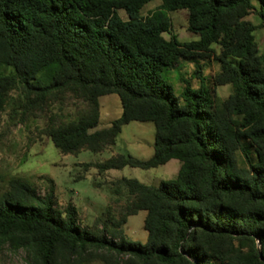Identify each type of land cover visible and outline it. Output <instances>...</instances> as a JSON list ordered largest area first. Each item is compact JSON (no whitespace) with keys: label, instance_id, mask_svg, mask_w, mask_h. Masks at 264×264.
<instances>
[{"label":"trees","instance_id":"obj_1","mask_svg":"<svg viewBox=\"0 0 264 264\" xmlns=\"http://www.w3.org/2000/svg\"><path fill=\"white\" fill-rule=\"evenodd\" d=\"M152 1L0 0V110L17 86L35 96L30 104L38 110L68 93L86 110L77 121L47 131L61 154L101 153L116 144L124 126L151 122L156 136L150 160L117 155L83 167L103 174L181 163L176 179L158 187L126 178L111 183L126 203L118 207L119 220L107 223L110 238L106 231L82 229L73 205L60 212L54 184L42 197L14 180L0 198V249L8 244L26 250L40 264H53L57 257L69 262L88 250L130 257L126 264H264V56L248 20L255 5L160 0L156 11L142 17ZM258 1L264 8V0ZM178 11L188 13V30L197 41L165 39L172 31L169 14ZM214 45L221 50L215 85L231 86L229 99L213 104L203 80L197 90L187 84L177 97L163 72L182 60L207 58ZM2 52L10 56L14 75L3 74ZM109 95L119 97L122 116L96 130L99 99ZM238 151L249 169L238 168ZM140 212H146L145 245L120 233Z\"/></svg>","mask_w":264,"mask_h":264},{"label":"rangeland","instance_id":"obj_2","mask_svg":"<svg viewBox=\"0 0 264 264\" xmlns=\"http://www.w3.org/2000/svg\"><path fill=\"white\" fill-rule=\"evenodd\" d=\"M252 1L256 10L248 20L256 27L254 36L258 53L264 56V8L258 0ZM161 5L160 0L150 2L142 9L141 16L147 17ZM119 13L123 20H128L124 11ZM169 16L172 31L171 34H164L165 39L174 36L180 43H191L199 39L188 30L186 11L171 13ZM220 53V47L214 45L207 58L182 60L175 68L163 72V80L173 86L177 97L181 96L187 84L197 90L203 80L212 103L220 106L233 93L229 85H215V78L221 72V66L216 60ZM1 63L3 74L14 75L8 54L2 52ZM110 97L114 99L109 106L111 118L118 119L122 114L121 104L117 96ZM31 99H35V96H27L22 87L17 86L9 93L0 110V198L10 191L14 180L28 184L42 197L50 192L54 184L56 207L60 212L73 205L77 209L78 224L82 229L101 234L106 231L105 234L110 238L112 234L107 231V223L119 220L118 207L126 203L125 195L117 196L114 193L111 186L114 180L111 179L129 178L144 182L145 185L157 186L164 178L165 181L175 178L170 175L165 177L162 169L126 168L110 172L106 179L97 176L95 170L79 167V164L106 160L111 155L109 152L100 155L83 152L78 157L63 155L55 148L47 131L51 126L77 121L86 110V104L67 93L57 99L50 98L47 106L38 110L31 106ZM102 112H105V108H102ZM233 119L239 122L242 116H234ZM122 131L116 149L124 154L137 142L148 145L155 140L156 130L151 122H134ZM236 160L239 169H249L248 160L241 151L236 152ZM145 218L146 212L129 218L120 230L122 237L130 243L145 245L148 238L144 229ZM130 260V257L118 256L105 250H88L82 257H74L69 262L63 257H57L53 264H126ZM0 264H40V261L30 252L7 244L0 249Z\"/></svg>","mask_w":264,"mask_h":264},{"label":"crops","instance_id":"obj_3","mask_svg":"<svg viewBox=\"0 0 264 264\" xmlns=\"http://www.w3.org/2000/svg\"><path fill=\"white\" fill-rule=\"evenodd\" d=\"M110 96H116V95L104 96V97H101L99 99V104H100V121H99V126H98V128L96 130H105V129L110 128L111 125H112V123L114 121L120 119L121 116H122V114H121L120 118H118V119L117 118H111V111L109 110V106H110L111 100L114 101V99H111ZM118 99H119V97H118ZM119 102H120V99H119ZM120 104H121V102H120ZM102 108H105V112H102ZM121 109H122V105H121ZM122 113H123V110H122ZM130 124H132V123H130ZM130 124H128V125H126L124 127H127ZM123 128H122V130H123ZM122 132L123 131H121L119 137L122 135ZM155 136H156V134H155ZM119 137H118V139H119ZM118 139H117L116 144L114 146L106 149L105 151H103L101 153L95 154V155H100V154H102L104 152H109L111 156L108 159H106V160H109L110 158H112L114 156H117V155H126V156L128 155V156H131V157H133V158H135L137 160H140V161H148V160H150L154 156V153H155V149H154L155 140H154V143H149L148 145H146L144 143L137 142V143L134 144V146H133L132 149L130 148V150H126V152H125L126 154H124V153L119 152V150L116 149V145H117ZM83 152H90V151H82L80 154H78L75 157H78ZM106 160L94 161V162L79 164L78 166L79 167H83V165H85V164L104 162ZM180 168H181V163L178 160H171V161H169L168 163H166L163 166H160V167L154 168V169H150V170H160V169H162V170H164V175H166L165 177H167L169 175H170V177H173L174 176L175 177V178H173V180H174L178 176V173L180 171ZM90 169L91 170H95L94 168H90ZM125 169H123V170H125ZM132 169H135V168H132ZM123 170H111V171L105 172L103 174H99L97 170H95V171L98 174L97 176L103 177V178H106L107 179V176L110 175L109 174L110 172H113V171H123ZM161 175L163 176V174H161ZM121 179H124V178H121ZM121 179H111V180L116 181V180H121ZM126 179H129V178H126ZM164 179H162L157 186H153V187H158L162 182H168V181H165ZM170 181H172V180H170ZM140 183L143 184L144 182H140ZM146 186H150V185H146Z\"/></svg>","mask_w":264,"mask_h":264}]
</instances>
